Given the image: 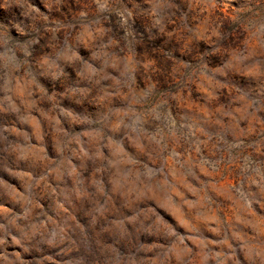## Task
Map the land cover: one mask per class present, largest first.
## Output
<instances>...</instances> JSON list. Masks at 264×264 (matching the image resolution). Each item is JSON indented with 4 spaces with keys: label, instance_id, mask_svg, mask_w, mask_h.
Masks as SVG:
<instances>
[{
    "label": "clouds",
    "instance_id": "1",
    "mask_svg": "<svg viewBox=\"0 0 264 264\" xmlns=\"http://www.w3.org/2000/svg\"><path fill=\"white\" fill-rule=\"evenodd\" d=\"M62 2L38 0L11 27H0V113L38 127L33 112L40 111L41 99L51 93L64 106L57 109L60 116L50 117L55 126L52 139L40 147L32 143L28 132L0 125V153L14 157L12 163L17 167L27 168L20 175L30 182L29 196L8 189L20 204L19 211L0 206V215L7 218V223H0V246L6 243L4 234L11 227L20 231L19 238L12 237L16 244L36 241L58 247L70 239L77 225L84 236L107 222L108 235H88L89 243L76 255L75 264H165L178 246L183 247L179 264H192V250L171 225L165 232L173 242L171 247L141 243V234H151L149 225L166 223L161 213H167L193 233L199 264H241L238 252H243L246 264H264L259 234L249 239L233 233L237 248L229 243L227 233L222 239L210 240L194 227L193 214L205 222L214 219L217 227L213 230L217 235L221 231L220 219L211 212L217 197L210 186L220 161L206 157L202 144L197 145V156H187L185 148L179 147L181 124H187L188 113L177 109L173 114V94L165 98L159 90L140 83L137 70L143 57L132 48L131 58L125 55L115 43L112 29L104 25L105 19L114 16L125 39L156 40L174 20L187 22L183 0H143L141 4L131 0V7L121 0H93L94 13L82 11L47 29L55 37V46L43 59H36L39 40L27 31L28 25L48 20L53 4ZM220 6L231 14L233 26L246 27L254 43L234 48L218 57V63L210 64L213 49L228 36L217 22L209 29L217 43L205 42L199 55L201 75L210 72L218 80L252 92L253 84L264 80V0H220ZM137 15L150 25L139 37L132 32ZM17 35L32 38L20 43ZM84 48L87 54L82 52ZM253 67L262 72L252 73L249 69ZM259 87L264 90V84ZM63 119L78 120L90 130L70 127ZM12 135L17 139H10ZM173 145H177L176 151H172ZM229 147L240 149L242 145ZM244 160L240 179L228 186V193L237 210L236 222L254 227L246 214L254 206L264 208V162L251 157ZM41 183L49 189L50 201L43 219L33 215L41 207L36 191ZM4 186L0 180V187ZM81 202L87 203L84 211ZM130 206L132 210L125 211Z\"/></svg>",
    "mask_w": 264,
    "mask_h": 264
},
{
    "label": "rangeland",
    "instance_id": "2",
    "mask_svg": "<svg viewBox=\"0 0 264 264\" xmlns=\"http://www.w3.org/2000/svg\"><path fill=\"white\" fill-rule=\"evenodd\" d=\"M121 2L124 6H132L131 0H121ZM135 2L141 4L143 0H135ZM31 3H38V0H0V27L9 28L16 20L22 19ZM183 3L187 22H182L180 19L174 20L156 40L125 39L124 30L118 25L117 18L114 16L105 19L104 25L112 29L113 39L125 55L131 58L130 48H132L137 56L143 57L141 67L137 70L140 83L159 90L165 98L169 93L173 94L176 98L173 114L177 109L181 113H188L187 124H181L179 147L185 148L187 156H197L200 154L197 145L202 144L206 157L220 161L219 170L211 175L210 186L217 197L212 201L211 212L213 217L220 219L221 231L217 235L213 230L217 227L214 219H209L207 222L197 220L195 214L192 216L194 227L202 234H206L207 239L210 240L222 239L227 233L229 243L237 248L239 242L232 238L233 233L249 239L259 234L258 244L264 246V208L254 206L252 213L246 214V216L250 215L254 227L241 226L235 220L237 210L228 193V186L236 184L240 179L241 170L246 166L245 157L264 162V90L259 87L264 84V80L255 82L252 92H245L236 84L212 77L210 72L206 74L207 78L201 75L198 63L204 43H217L209 32V29L217 25V22L220 30L228 36L224 42L218 43L213 49L215 55L210 64L218 63V57L229 53L232 49L245 44L251 46L254 41L250 39L251 33L246 30L245 26L232 25L231 14L220 6V0H183ZM85 10L90 14L95 12L93 0H63L60 5L53 4L48 20L29 24L27 31L39 40L34 49L36 59H43L44 55L51 53L55 46V37L47 29L61 21L72 19ZM134 20L132 32L139 37L142 31L149 29V21L139 15ZM197 31L201 34L195 35ZM16 38L20 43H24L25 39H31L32 36L17 35ZM83 39L86 40L87 36ZM82 52L87 54V49H82ZM181 57L186 59H181ZM249 71L254 74L262 72L257 67ZM240 83L246 86L245 81ZM39 106L40 111L33 112L38 121V127L20 124L13 115L7 113H0V125L28 132L32 143L40 147L52 139L55 126L50 117L60 116L57 109H62L64 106L56 103L51 93L47 98L39 101ZM71 108L74 110L76 106L71 105ZM62 122L82 131L90 130L85 129L82 123L75 119H63ZM9 138L17 139L15 135ZM234 143H240L242 147L231 149L229 146ZM176 150L177 145H173L172 151ZM13 159L12 156L0 153V180H3L5 185L0 187V206L15 213L19 211L20 204L13 195L9 194L8 189H15L16 193L29 196L30 182L20 175L28 169L17 167L12 163ZM230 159L232 162H229ZM202 174L207 175L206 172ZM36 191L40 193L37 201L41 207L34 209L33 215L43 219L42 213L50 203L49 189L41 183ZM86 207V202L80 203L82 211L86 210ZM131 210V206L125 209V211ZM161 215L164 216L166 223L149 225L151 234L142 233L141 243L152 248L161 245L171 247L173 242L165 236L167 227L171 225L178 235L184 238V244L192 250L194 254L192 264H199V249L192 239L193 233L188 228L182 227L177 217L167 213H161ZM84 219L88 218L85 216ZM0 223H7V218L0 215ZM18 223L20 228L24 227L23 222ZM107 227L108 223L105 222L103 228L97 226L94 231L89 229L84 236H81L77 225L70 239L58 247L40 245L36 241L16 244L12 237L19 238L20 231L17 227H11L9 234H4L6 243L0 246V264H75L76 255L84 251L89 243L86 237L88 235L107 236ZM181 255H183V247H175L165 264H179L178 257ZM243 255V252H238L241 264H246Z\"/></svg>",
    "mask_w": 264,
    "mask_h": 264
}]
</instances>
